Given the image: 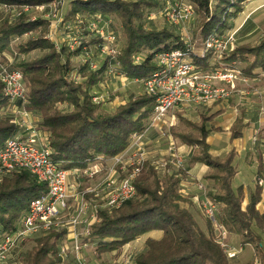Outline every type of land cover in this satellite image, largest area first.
<instances>
[{"label": "trees", "instance_id": "obj_1", "mask_svg": "<svg viewBox=\"0 0 264 264\" xmlns=\"http://www.w3.org/2000/svg\"><path fill=\"white\" fill-rule=\"evenodd\" d=\"M48 1L0 0V4L31 7ZM191 1L199 18L198 34L204 40L212 33L224 32L231 16L241 9L242 0L233 4L231 0ZM153 5L156 3L150 0H70L63 19L64 22L71 21L77 15L98 13L104 18L116 17L124 39L116 56L118 70L127 78L142 83L158 66L157 52L185 46L176 29L146 25L147 12ZM228 6L234 9L228 12ZM31 14L22 12L11 21L3 19L0 23V54H12V67L23 74L27 87L24 106L39 115L37 128L48 133L52 159L65 169H83L98 157L117 156L128 147L134 134H140L148 127L155 97L143 90L111 108L104 106L105 101H94L93 97L109 76V60L98 55L99 39L93 31L81 29L80 45L73 51L66 43L57 49L54 42L45 37L48 19L42 15L32 19ZM24 34H27L26 38L13 43L14 36ZM83 45L95 49L96 52H91L92 57H99L95 69H91L87 61L80 64L72 61V57L82 54ZM35 50L40 54L25 57ZM137 56L139 60H135ZM192 60L203 72L213 68L210 53L204 56L194 53ZM222 60L236 62L243 76H252L256 68L264 67V35L253 44L236 45ZM7 104L0 83V109ZM60 105L68 108L62 109ZM11 118L10 115L0 116V148L19 132L20 127L11 122ZM210 119V116H203L196 123L181 117L185 128L172 127L171 133L182 142L195 146L190 162L208 166L205 178L213 181V187L207 191V197L219 205L218 223L228 232L238 234L242 244H251L255 257L264 264V213L256 208L264 182L259 184L256 180L243 209V185L232 184L237 172L236 153L231 150L222 156H214L209 152L206 137L210 133L207 128ZM262 173L259 162L257 174L261 177ZM134 186V197L111 212L100 210L99 221L90 226L85 239L93 243L97 256L117 250L149 231L160 230V238L146 239L145 249L135 257L136 264H254L253 261L240 263L227 256L216 239L212 220L206 217L201 225L192 212V201L179 192L178 176L167 173L160 176L157 168L145 162L134 179ZM45 191V184L27 170L2 178L0 228L14 229L30 200ZM65 232V229H52L27 239L26 245H31L17 256L18 260L22 264H63L59 245Z\"/></svg>", "mask_w": 264, "mask_h": 264}, {"label": "built area", "instance_id": "obj_2", "mask_svg": "<svg viewBox=\"0 0 264 264\" xmlns=\"http://www.w3.org/2000/svg\"><path fill=\"white\" fill-rule=\"evenodd\" d=\"M150 1L161 5L159 7L160 14L172 26L183 25L195 13V4L191 0ZM63 2L64 0H49L41 5L42 8H47L44 17L50 20L49 35L51 36L58 26L64 23L59 12V6ZM28 10L29 5L17 7L0 4V12L9 20L15 19L22 12ZM76 18V27H82L85 24L82 29L93 31V35L99 39V43L96 45L98 55L109 60L107 75L124 78V75L118 70L119 64L116 61L118 53L116 33L108 29L109 25L108 22L103 21L104 17L98 13L89 16L77 15ZM101 21L103 25H99ZM68 25L66 23V26ZM234 34L233 31L222 34L212 33L204 39V50L200 55L204 56L205 53H210L213 59V68L207 72L201 71L193 62V48L189 44H185L183 48L156 53L157 68L142 81L144 92L155 97V105L151 114L153 125L163 124L168 111L179 103L204 105L230 97L231 90L236 87V81L244 79L236 62L226 63L222 60L224 54L235 47ZM78 40L75 39V42L69 46L75 49L80 45ZM82 51L86 54L89 52V48L83 45ZM139 59V56L135 58V60ZM11 63L4 61L0 54V83L2 84V94L8 99V104L1 108L0 112L13 108L19 114L20 119L13 117L11 121L27 127L29 134L25 137L8 138L0 148V180L14 172L27 170L45 184L46 191L30 200L27 210L14 229L6 231L0 228V264H22L16 256V249L25 240L65 224L74 229L78 225L94 224L99 221L100 210L111 212L125 200L134 197L136 194L134 179L144 160V153L139 151L130 161L132 168L121 179L108 177L95 187L88 188L83 192H73L68 182L69 176L79 175L81 171L87 175H92L94 172L77 167L65 169L59 162L52 159L48 135L41 138L42 134L34 126L28 125L29 122L25 120V117L29 115L24 106L27 102V88L22 72L12 67ZM93 67H96V63ZM93 100L100 102L102 96L95 95ZM18 102L19 105H17ZM135 135L137 134H134L133 137ZM168 155L173 165L177 168L182 166L183 159L177 152L173 141L169 143ZM154 166L158 169L157 164L154 163ZM257 182L263 184L264 181L262 178H257ZM87 193H92L97 197L98 202L90 203L85 198ZM72 197H76L78 203L64 220L61 213L68 211L70 208L69 199ZM202 205L207 216L214 223L217 241L227 256L232 258L238 253V250L229 247L225 241L227 230L215 220L216 204L210 199H205L202 201ZM87 210L90 211L89 215ZM69 249L70 247L66 244L60 246L59 256L62 260L67 257ZM72 250L75 252L72 264H88L78 253L80 244L76 238L73 241Z\"/></svg>", "mask_w": 264, "mask_h": 264}, {"label": "crops", "instance_id": "obj_3", "mask_svg": "<svg viewBox=\"0 0 264 264\" xmlns=\"http://www.w3.org/2000/svg\"><path fill=\"white\" fill-rule=\"evenodd\" d=\"M64 1L66 3V6L64 5L63 9H65L64 12L66 13L69 7L70 0ZM65 3L63 2V4ZM64 12L62 13L63 17L65 15ZM3 16L4 17L0 18V23L3 21V19H8L4 14ZM66 23H70V21H65L63 25H65ZM61 25L62 24L58 26L60 30ZM172 27L177 28L176 26ZM251 27V25H245V22H241L240 27L234 30L235 46L242 43H251L248 41L238 42L236 40L237 36L240 34L243 36L249 34V32L253 30L251 29ZM239 29L240 31L238 33ZM263 35L264 31L259 39ZM196 43L198 44L197 46ZM192 48L195 54L200 55L203 52V40L199 34L197 35L196 39H194V45H192ZM211 62L213 63L212 58ZM107 77L110 78V76ZM243 78V80L239 79L236 81V87L231 90L230 97L225 100L214 101L204 105L179 103L168 111L165 116V122L163 124H160L158 126L153 125L150 120L148 127L142 133L131 137V141L128 147L123 152L112 158L98 157L82 169L93 171L94 173L92 175H87L86 173H83L81 171L79 175L69 176L68 182L71 185L72 191L83 192L88 188L95 187L108 177L121 179L132 168V166L130 165V161L139 151H142L144 153V160L142 162V165L145 162H149L154 166V160L147 156L145 150L147 147H149L151 138L157 134L159 135V133H162L166 141V146H169V143L173 141L178 152L180 154H183L185 162L187 160V164H185L184 167L180 169H177V167L171 169L168 168L166 170L161 169L162 172H160V169H157L160 176H163L166 173L178 176L180 178L179 192L183 196L188 197L190 200L192 199L191 201L193 202V199H195V197L197 196L200 199L207 197V191L209 189H212L213 187V181L205 178V174L209 169L208 166L201 162H190V157L195 150V146L188 145L182 142L178 137L173 136L171 133V128H185V125L180 121L181 117L198 123L203 116H210L211 119L207 124V128H210V133L206 137V142L209 145V152L214 156H222L231 150L236 153L235 163L237 172L235 177H240L239 184L243 185L244 200L242 202V208L244 209L245 205L248 202L249 192L254 187L257 178H262L264 180V67L256 68L253 71L252 76H243ZM121 79L126 80L128 84H136L139 82L141 83V81L137 79H130L126 76ZM142 92L143 91H140L138 93ZM105 106L107 108H111V106ZM5 115H8L7 111L0 112V116ZM13 117L14 116H12V118ZM27 117H30L32 120L34 119L33 121L35 122V124L33 125L35 129L42 134L41 138L48 135L46 131H42L37 128V125L40 121V117L38 114L30 112ZM17 119L19 120V118ZM18 126L20 128L16 136L25 137L29 134V130L27 129V127L20 125ZM163 130L165 131V133H163ZM168 146L165 147L161 152H164V154L167 153ZM259 162H261L263 169V176L261 177L257 174ZM199 185L204 186L206 191L204 190V188L201 189ZM85 198L90 203L98 202L97 197H95L92 193H87L85 195ZM77 203L78 201L76 197H72L69 199L70 208L67 212L63 211L61 213L64 220H66V218L64 217H67L69 212L74 210V207ZM256 208L260 212L264 213V188L261 194V198L256 205ZM89 210H87L88 215L90 214ZM91 225L85 226L84 224H82L78 225L74 229L73 227L65 224L60 226L59 228L53 229L57 231L65 229L66 231L59 245V248L63 244H66L70 247L67 257L62 260L63 264H70L74 258L75 252L74 250H72V247L75 238L80 244V250L78 252L79 255L84 258L89 264H117L119 261L121 263L125 261L124 264H136L135 257L140 252L136 253L134 249L136 248L137 250H139L141 248V245L147 239L145 237L144 240L141 241V236H152V234H155V239H158L162 235V231L152 230L124 244L117 250H113L97 256L94 252L93 243L87 242L85 239V237L89 233ZM225 238L226 240L228 239L231 242V245H233V247L238 250L236 256L238 258L237 260L240 263L253 261L254 264H260V260L255 257L254 247L248 243L242 244L240 241V236L238 234L228 232ZM26 243L27 240L26 242L23 241L17 249H22V247L26 246ZM262 244L264 247V234L262 236Z\"/></svg>", "mask_w": 264, "mask_h": 264}, {"label": "rangeland", "instance_id": "obj_4", "mask_svg": "<svg viewBox=\"0 0 264 264\" xmlns=\"http://www.w3.org/2000/svg\"><path fill=\"white\" fill-rule=\"evenodd\" d=\"M236 1L237 0H231V4H233ZM262 1H264V0H242L240 2L241 3V9L237 12V14L235 16H231V18L229 19L228 25L226 26V28L224 30V33H229L231 30H233V32H234V30H236L238 27H240L241 22H245V25H251L252 26L251 29H253V30L251 32H249V34H247L246 36H243L241 34L238 35L236 40L238 42L248 41L251 43L257 41L264 31V2H262ZM64 3H65V1H64ZM41 5H43V4H41ZM41 5L31 6V7H29V10L26 11V12L32 13L31 14L32 19L37 17L38 15H42V16L45 15L47 8H42ZM64 5L66 6V3L65 4L62 3L59 6V12H60L61 16H62V13L65 11V9H63ZM160 6H161L160 4L159 5L156 4V5L149 7V10L147 12L146 22H145L146 25L149 27H154V28L171 26L170 28H172L174 30L176 29L177 33L181 35V38L184 40L185 44H189L192 47V45H194V39H196V37L198 35V26H199L198 16L194 13L191 17L188 18V20L185 21V23L183 25H181L177 28H174V27H172V25L167 23L165 21V19L163 18V16L160 14V10H159ZM228 7H229L227 9L228 12H230L234 9L233 6H228ZM2 17H4V16L0 12V18H2ZM76 20H77V18L75 17L73 20L70 21V23H68L69 24L68 26H66V24L65 25L62 24L61 30L58 28L56 31H54L52 36L49 35L50 31L48 28V31H47V34L45 35V37L50 39L51 41H53L55 44V47L57 49L60 47V45L62 43H66V44L68 43L67 45H68L69 49L73 51L74 49H72L69 45H71V43L75 42V39L78 40L80 35H82V33L80 31V29H82V28L80 27V29H79V27L75 26ZM103 21L108 22L107 23L109 25L108 29L112 30L116 33V37H117L116 49L118 48V52H119L121 44L124 40L123 39V32H122V28H121V24H120L119 20L114 16L113 17L107 16L106 18H103ZM48 22H49V26H50V20L49 19H48ZM101 24L103 25L102 21L99 22V25H101ZM239 31H240V29L238 30V33H239ZM26 37H27V34L22 35V37L14 36V38H13L14 42L13 43H16L20 39H23ZM197 45L198 44L196 43V46ZM92 51L96 52L95 49H89V52L86 54L84 52H82L81 55H78L76 57L75 56L72 57V61L74 63H77V64L84 63L85 61H87L89 63V67L91 69H95L93 67V65L96 62H98L99 57L95 55V56H93L94 57L93 58L91 56L92 53H90ZM39 54H40V51L35 50V51L30 52L25 57L26 58H33ZM117 55H118V53H117ZM2 56H3L4 61H7V62L10 61V63L13 62L14 56L12 54L7 52V53H3ZM100 59H102V58L100 57ZM143 90H144L143 84L140 82L136 83V84H133V83L128 84L126 80L121 79V77H119V76H114V77L110 76V78L106 77V79L102 82V85L99 87V92L97 95L102 96V101H105V105H107L108 107H110V106L114 107L115 105H118L119 103H121L123 100L127 99L130 95L136 94V93L143 91ZM60 108L66 109L68 107L66 105H60ZM26 112L30 113V111H28V110H26ZM7 113H8V115L14 116L16 119L19 118V114L17 112H15V110L13 108L9 109L7 111ZM27 118L28 117H25V120L27 122L29 121L28 125L34 126L33 125V124H35V122L33 121L34 119L32 120L30 117L28 119ZM163 133H165L164 130H163ZM167 146H166V141L164 139V136L162 135V133H159V135L157 134L151 138V143L149 144V147H147L145 150L147 153V156L149 158H151L152 160H154V163L158 165V169H160V172H162L161 169L166 170L168 168L169 169L176 168V166L170 162L171 158L168 155V152L165 154H164V152L163 153L161 152ZM177 152H178V150H177ZM222 152H224V151H222ZM222 152H221V154H222ZM180 156L183 159V163H182V166L180 168H183L184 165L187 164V160L185 162L184 156L182 153L180 154ZM239 161H240V158H239ZM239 161H238V165H239ZM239 180H240V177L236 176L233 179L232 184L233 185L239 184ZM199 187L201 189L204 188V186H202V185H199ZM204 190L206 191L205 188H204ZM205 199H208V197H204V198L200 199L197 196V197H195V199H193L194 202L192 201V204H191L192 212H193L194 216L196 217L197 221L201 225L203 224L205 218L208 217L206 214V211L202 205V201ZM185 205L189 206L188 204H185ZM219 209H220L219 205L216 204V207L214 210L216 222H218V219L216 218V216H217V213L219 212ZM64 218H67V217H64ZM227 233H228V231L226 232V235H227ZM145 237L146 238H148V237L155 238V234H152V236L143 235V236H141V241L144 240ZM225 241L229 247L234 248L228 239L226 240V238H225ZM30 245L28 243L26 246L22 247V249H20V248L17 249L16 256L20 255V253L23 252L26 248H29ZM144 249H145V242L141 245V248L139 250H137L135 248L134 251H136V253H139V252H142ZM232 258L234 260L238 259L236 255L233 256ZM124 262L125 261H123L121 263L119 261L117 264H124ZM70 264H72V263H70Z\"/></svg>", "mask_w": 264, "mask_h": 264}]
</instances>
